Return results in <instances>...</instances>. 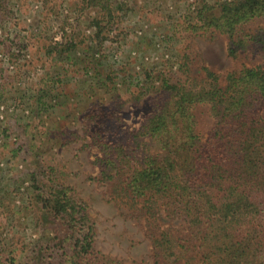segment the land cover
Returning <instances> with one entry per match:
<instances>
[{"label": "trees", "instance_id": "obj_1", "mask_svg": "<svg viewBox=\"0 0 264 264\" xmlns=\"http://www.w3.org/2000/svg\"><path fill=\"white\" fill-rule=\"evenodd\" d=\"M77 1L100 10L98 25L114 19L112 0ZM216 1L173 32L224 34L231 57L251 41L264 51V29L245 31L264 15V0ZM49 50L70 59L74 44L64 39ZM191 65L184 51L169 68L144 72L132 98H159L148 100V115L125 143L99 126L86 131L84 146L99 153L93 179L107 185L149 244L148 258L130 264H264V66L220 74ZM204 104L214 123L203 137L194 110ZM30 182V213L47 232L27 245L0 239V264L23 252L27 264H127L96 247L88 206L58 168L41 164Z\"/></svg>", "mask_w": 264, "mask_h": 264}, {"label": "rangeland", "instance_id": "obj_2", "mask_svg": "<svg viewBox=\"0 0 264 264\" xmlns=\"http://www.w3.org/2000/svg\"><path fill=\"white\" fill-rule=\"evenodd\" d=\"M215 2L112 0L114 19L98 25L100 10L77 0H0L1 241L27 245L43 236L30 213V172L46 163L87 204L97 248L127 264L148 258L140 225L109 199L106 184L93 179L99 153L84 146L86 131L99 126L125 143L148 115V100L159 98H132L136 84L145 82V71L169 68L184 51L195 72L264 66L262 45L254 41L231 57L224 34L173 32ZM263 29L264 15L245 26L250 35ZM70 38V59L49 50ZM194 112L197 129L207 136L214 123L208 105ZM15 257L13 264H27L28 253Z\"/></svg>", "mask_w": 264, "mask_h": 264}]
</instances>
